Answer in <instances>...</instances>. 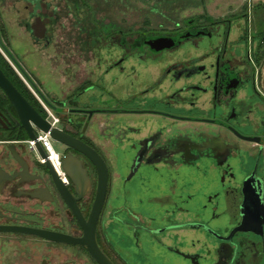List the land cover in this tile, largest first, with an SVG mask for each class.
Returning a JSON list of instances; mask_svg holds the SVG:
<instances>
[{
	"label": "flooded vegetation",
	"instance_id": "flooded-vegetation-1",
	"mask_svg": "<svg viewBox=\"0 0 264 264\" xmlns=\"http://www.w3.org/2000/svg\"><path fill=\"white\" fill-rule=\"evenodd\" d=\"M24 1L31 8L18 23L60 67L57 13L41 12L42 0L36 8ZM76 1L64 13L79 27L78 42L64 49L59 98L16 61L9 65L29 105L43 118L49 111L52 127L106 167L91 242L112 264H264L260 2L237 0L224 13L202 8L171 28L135 30L105 24L88 0ZM98 35L112 58L103 68ZM111 73L109 90L100 91ZM15 119L0 90V264H98L86 246L96 168L56 143L55 169Z\"/></svg>",
	"mask_w": 264,
	"mask_h": 264
},
{
	"label": "rangeland",
	"instance_id": "rangeland-1",
	"mask_svg": "<svg viewBox=\"0 0 264 264\" xmlns=\"http://www.w3.org/2000/svg\"><path fill=\"white\" fill-rule=\"evenodd\" d=\"M28 1L35 8L38 5L37 0ZM236 1L88 0L91 10L98 12L100 15H97L102 17L105 24L114 22L118 26L130 27L135 30L141 28L155 29L159 24L162 27L171 28L175 23H180L183 19L190 18L195 12L204 11L202 8L211 14L224 13L225 10H233ZM201 2H205L203 7H201ZM77 3L76 0H42L41 8L39 9L41 12L51 10L57 13L54 18L52 41L59 45L58 48L60 50L57 51V57L62 68L67 66L64 49L67 44L78 42L77 28L79 27L76 19H65L64 13L66 10H75L74 5ZM25 7L28 11L31 5L24 0H0V40L5 46L7 56L12 61H16V65H19L30 79L39 82L46 94L59 98L62 89L58 81L59 77L61 78L60 67L55 66L47 57L48 51L42 48V42H33L28 30H24L18 23V17L22 20L26 17V12L23 10ZM262 12L264 14V8H262ZM28 15L30 16V14L27 13V19ZM92 41L99 45L97 46V63L100 68H103L104 65H107L112 60L110 51H108L109 47L106 45L107 41H101V35L93 38ZM1 50L0 54L5 59ZM5 61L8 64L12 63H9L6 59ZM82 70H85V68H82ZM112 77L113 73L105 77L104 84L106 87L101 88L100 91L109 90V82ZM51 143L54 151L58 153V145L52 141Z\"/></svg>",
	"mask_w": 264,
	"mask_h": 264
},
{
	"label": "water",
	"instance_id": "water-1",
	"mask_svg": "<svg viewBox=\"0 0 264 264\" xmlns=\"http://www.w3.org/2000/svg\"><path fill=\"white\" fill-rule=\"evenodd\" d=\"M177 39H169V40H159L157 42L163 43V47L168 46L169 43L176 42ZM0 46L2 48V44L0 42ZM4 53L6 49H2ZM6 54V53H5ZM14 62V61H11ZM14 65V63H13ZM261 82L264 90V65L262 68L261 74ZM0 90L3 92L5 97L8 99L11 104L13 111L16 115L15 121L18 122L21 128H24L27 138L33 140L35 142V146L31 147V150L36 154L37 147L40 146L38 142L35 141L37 133L43 132L47 133L51 140L59 145L70 147L83 155L90 161V163L96 168L97 171V189L95 202L92 208V211L89 216V221H91L92 225L90 230L86 232V236H89L90 243L87 244V250L90 255L94 258V260L98 264H112L106 257L102 255L97 247L91 242L94 238V230L93 225L99 214L103 198L104 192L107 185V170L102 162L95 154L88 149L85 145L81 144L76 139L70 137L57 130L55 127H51V124L46 120L47 117H41L24 99V97L17 91V89L13 86V84L7 79L2 70L0 69ZM65 159H63L64 165ZM45 168L49 169L47 164H45ZM75 183V182H74ZM76 184V183H75Z\"/></svg>",
	"mask_w": 264,
	"mask_h": 264
},
{
	"label": "built area",
	"instance_id": "built-area-1",
	"mask_svg": "<svg viewBox=\"0 0 264 264\" xmlns=\"http://www.w3.org/2000/svg\"><path fill=\"white\" fill-rule=\"evenodd\" d=\"M46 119L51 124V127L54 126L57 123V118L54 117L49 111L46 110ZM37 142L40 144L42 149L46 152V154L49 157V160L51 161L52 165L55 169H58L59 167V158L57 153L54 151L51 143V139L47 133L38 132L37 133ZM30 146H34L33 142H30ZM41 162H43L41 160Z\"/></svg>",
	"mask_w": 264,
	"mask_h": 264
},
{
	"label": "trees",
	"instance_id": "trees-1",
	"mask_svg": "<svg viewBox=\"0 0 264 264\" xmlns=\"http://www.w3.org/2000/svg\"><path fill=\"white\" fill-rule=\"evenodd\" d=\"M0 69L13 85L17 86V88H19L22 91L26 90L24 86L21 84L16 73L13 71L10 65L5 61V59L2 57L1 54H0Z\"/></svg>",
	"mask_w": 264,
	"mask_h": 264
},
{
	"label": "crops",
	"instance_id": "crops-1",
	"mask_svg": "<svg viewBox=\"0 0 264 264\" xmlns=\"http://www.w3.org/2000/svg\"><path fill=\"white\" fill-rule=\"evenodd\" d=\"M256 1H259L261 6L264 4V0H256ZM262 8H264V6H262Z\"/></svg>",
	"mask_w": 264,
	"mask_h": 264
}]
</instances>
